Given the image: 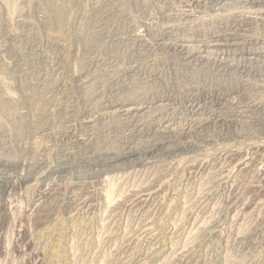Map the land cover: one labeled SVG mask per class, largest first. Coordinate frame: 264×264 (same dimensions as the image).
Returning a JSON list of instances; mask_svg holds the SVG:
<instances>
[{"label":"rangeland","instance_id":"1","mask_svg":"<svg viewBox=\"0 0 264 264\" xmlns=\"http://www.w3.org/2000/svg\"><path fill=\"white\" fill-rule=\"evenodd\" d=\"M0 264H264V0H0Z\"/></svg>","mask_w":264,"mask_h":264},{"label":"bare ground","instance_id":"2","mask_svg":"<svg viewBox=\"0 0 264 264\" xmlns=\"http://www.w3.org/2000/svg\"><path fill=\"white\" fill-rule=\"evenodd\" d=\"M221 28V27H220ZM256 28V27H255ZM216 35V34H215ZM193 39V38H192ZM228 49V48H227ZM257 52V51H256ZM176 58V57H175ZM230 70V69H229ZM246 103V102H245ZM175 112V111H174ZM147 114V113H146ZM193 118V117H192Z\"/></svg>","mask_w":264,"mask_h":264}]
</instances>
